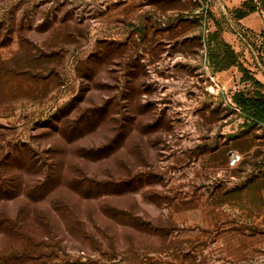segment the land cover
<instances>
[{
	"label": "rangeland",
	"instance_id": "obj_1",
	"mask_svg": "<svg viewBox=\"0 0 264 264\" xmlns=\"http://www.w3.org/2000/svg\"><path fill=\"white\" fill-rule=\"evenodd\" d=\"M245 1L0 0V264H264V125L206 44L264 84Z\"/></svg>",
	"mask_w": 264,
	"mask_h": 264
},
{
	"label": "trees",
	"instance_id": "obj_2",
	"mask_svg": "<svg viewBox=\"0 0 264 264\" xmlns=\"http://www.w3.org/2000/svg\"><path fill=\"white\" fill-rule=\"evenodd\" d=\"M258 1L261 8L264 10V0ZM253 3L254 0H246L244 5L249 11H253L256 8V4ZM212 42L215 43V48H209V59L214 69L220 71L235 66L240 72H242V81H250L253 86V92L251 94L235 92L231 96L232 102L240 109V112L244 117L245 125H264V84H261L258 80L252 77L249 71L238 63V54L235 53L227 43L221 40L218 30L207 34L206 44L210 46ZM9 159V157H5L3 161H9ZM5 166L7 167V164ZM7 184L5 178L0 180V197L9 196L11 191L3 188V186ZM19 190H21V188H18V191ZM5 220L6 219H2L1 222H4Z\"/></svg>",
	"mask_w": 264,
	"mask_h": 264
},
{
	"label": "built area",
	"instance_id": "obj_3",
	"mask_svg": "<svg viewBox=\"0 0 264 264\" xmlns=\"http://www.w3.org/2000/svg\"><path fill=\"white\" fill-rule=\"evenodd\" d=\"M227 157H228V163L230 165H234L239 161L240 155L236 151L231 150L228 152Z\"/></svg>",
	"mask_w": 264,
	"mask_h": 264
}]
</instances>
